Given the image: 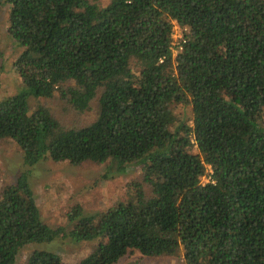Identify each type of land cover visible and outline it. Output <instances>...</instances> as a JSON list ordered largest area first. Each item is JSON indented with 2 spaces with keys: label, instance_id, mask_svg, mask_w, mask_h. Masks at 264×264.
<instances>
[{
  "label": "trees",
  "instance_id": "obj_1",
  "mask_svg": "<svg viewBox=\"0 0 264 264\" xmlns=\"http://www.w3.org/2000/svg\"><path fill=\"white\" fill-rule=\"evenodd\" d=\"M20 90L0 100V140L24 172L0 194V264L27 244L97 240L74 264L137 252L185 264H264V0H7ZM174 23L185 42L173 55ZM98 114L65 128L29 98ZM191 106V125L173 104ZM196 146L197 152L191 150ZM45 159L106 163L104 178L141 165L133 195L99 214L79 205L68 227L40 216L29 183ZM210 167L213 182L201 183ZM26 264H69L35 250Z\"/></svg>",
  "mask_w": 264,
  "mask_h": 264
},
{
  "label": "rangeland",
  "instance_id": "obj_2",
  "mask_svg": "<svg viewBox=\"0 0 264 264\" xmlns=\"http://www.w3.org/2000/svg\"><path fill=\"white\" fill-rule=\"evenodd\" d=\"M93 1V0H92ZM105 5L108 0H94ZM9 4L0 0V100L14 95L20 90V79L12 63L21 52L7 34ZM186 31H183V33ZM97 100L85 112L75 111L55 93L51 98H29V107L33 109L43 105L59 120L65 128H81L90 124L98 114ZM172 110L178 122L191 125V106L173 104ZM191 150L197 152L196 146ZM108 164L84 162L71 164L68 161L45 159L30 170L29 183L34 193L41 219L50 227H68V215L72 208L79 205L86 214H99L117 203L130 200L133 195L132 184L139 182L146 195H150V186L143 182L141 165L129 166L126 172L104 178ZM22 152L11 139L0 140V194L8 185L14 184L21 172H24ZM209 170L208 166L206 171ZM94 241H69L57 239L50 243H32L22 247L14 264H26L27 258L35 250H48L57 253L63 262L74 264L89 253ZM115 264H185L181 253L174 256H143L137 252L120 258Z\"/></svg>",
  "mask_w": 264,
  "mask_h": 264
},
{
  "label": "built area",
  "instance_id": "obj_3",
  "mask_svg": "<svg viewBox=\"0 0 264 264\" xmlns=\"http://www.w3.org/2000/svg\"><path fill=\"white\" fill-rule=\"evenodd\" d=\"M186 28L182 27L176 23H174L173 29H172V33H171V37H172V48L171 50L173 51L174 54L177 53L178 50H180L182 47V44L185 42V37H184V33L183 31H185ZM209 170L206 171L205 175H202L200 177L201 183L205 184L207 182H213L212 178H211V169L208 166Z\"/></svg>",
  "mask_w": 264,
  "mask_h": 264
},
{
  "label": "clouds",
  "instance_id": "obj_4",
  "mask_svg": "<svg viewBox=\"0 0 264 264\" xmlns=\"http://www.w3.org/2000/svg\"><path fill=\"white\" fill-rule=\"evenodd\" d=\"M172 52H173V51H172ZM177 52H178V51H177ZM173 55H176V54L173 53Z\"/></svg>",
  "mask_w": 264,
  "mask_h": 264
}]
</instances>
